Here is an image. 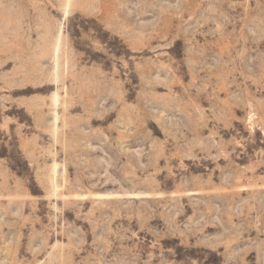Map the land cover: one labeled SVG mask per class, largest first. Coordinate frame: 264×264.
Masks as SVG:
<instances>
[{"label":"rangeland","instance_id":"rangeland-1","mask_svg":"<svg viewBox=\"0 0 264 264\" xmlns=\"http://www.w3.org/2000/svg\"><path fill=\"white\" fill-rule=\"evenodd\" d=\"M0 264H264V0H0Z\"/></svg>","mask_w":264,"mask_h":264}]
</instances>
